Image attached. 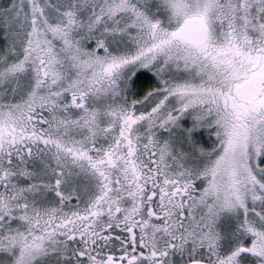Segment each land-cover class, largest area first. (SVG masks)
I'll list each match as a JSON object with an SVG mask.
<instances>
[{
    "label": "snow or ice",
    "instance_id": "1",
    "mask_svg": "<svg viewBox=\"0 0 264 264\" xmlns=\"http://www.w3.org/2000/svg\"><path fill=\"white\" fill-rule=\"evenodd\" d=\"M0 264H264V0H0Z\"/></svg>",
    "mask_w": 264,
    "mask_h": 264
}]
</instances>
